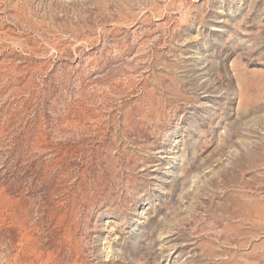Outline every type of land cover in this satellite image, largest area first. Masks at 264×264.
Segmentation results:
<instances>
[{"label":"rangeland","instance_id":"1","mask_svg":"<svg viewBox=\"0 0 264 264\" xmlns=\"http://www.w3.org/2000/svg\"><path fill=\"white\" fill-rule=\"evenodd\" d=\"M0 264H264V0H0Z\"/></svg>","mask_w":264,"mask_h":264}]
</instances>
